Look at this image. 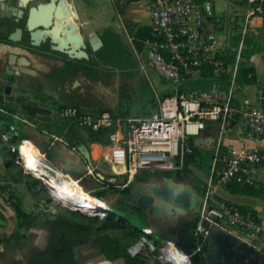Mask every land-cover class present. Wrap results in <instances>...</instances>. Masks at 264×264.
I'll use <instances>...</instances> for the list:
<instances>
[{"label": "built area", "instance_id": "1", "mask_svg": "<svg viewBox=\"0 0 264 264\" xmlns=\"http://www.w3.org/2000/svg\"><path fill=\"white\" fill-rule=\"evenodd\" d=\"M109 1L115 7H122L134 0ZM145 1L148 7L149 35L143 41L144 55L162 79L180 87L194 80L202 67H212L216 77L224 70L225 49L219 42L220 35L204 29L206 19L213 14L211 0ZM244 1L245 15L241 23L239 47L252 27L253 17L261 15L264 5V0ZM238 59L227 69L231 75L227 88L222 87L216 79L204 90L175 92L162 97L158 101L156 112L149 116L128 117L122 122L109 111L91 113L71 105L61 107L58 115L68 121L69 128L107 131L110 143L105 154L100 152L95 162L104 163L109 175L128 176L123 183L116 185L121 189L130 186L132 177L141 171H181L187 156L197 146L195 138L205 129L207 122H215L217 125L213 144L214 158L207 186L251 184V174L263 162L264 155L254 149L222 151L220 143L223 129L235 122L238 114L242 115L244 128L250 135L260 136L264 133V80L257 84L259 107L248 105L240 111L235 105ZM123 123L126 125L125 131L122 129ZM64 138V135L55 133L48 137L52 144L62 148L69 147ZM71 151L75 157L73 163L80 164L82 155L78 147L71 146ZM41 154L46 157L44 153ZM83 162V176L91 177L101 187H108L107 181L114 182L113 177H99L98 163L85 165L84 159ZM48 170L51 173L57 172L53 168ZM75 180L78 183L80 181ZM88 192L92 193L90 190ZM110 212L102 211L104 215H101L97 211L96 215L106 216ZM213 228L229 230L254 247H260L263 228L257 216L252 211L215 197L207 188L193 227L194 239L201 238L202 241H196L191 254H185L176 247L186 258V264H191L190 255L200 253L204 239ZM165 244L172 243L167 241ZM164 260L166 262L165 258Z\"/></svg>", "mask_w": 264, "mask_h": 264}, {"label": "rangeland", "instance_id": "2", "mask_svg": "<svg viewBox=\"0 0 264 264\" xmlns=\"http://www.w3.org/2000/svg\"><path fill=\"white\" fill-rule=\"evenodd\" d=\"M225 1H227V4L229 5L228 9H226L225 6L223 5L224 0H211V4L216 16L223 15L226 21V16L229 15L226 23L229 24L230 22L229 20L231 17L235 19V25L233 27L231 26L226 27L224 25L218 24V29L220 30L219 42H221V44L224 46L225 49L224 53L229 58V61H232L230 65H232L238 59V55H239L238 64L240 62H245L246 64L249 65L250 56L249 57L247 56L248 53L251 51H253L256 54L255 56L257 57L258 60H262L264 62V21L263 24H261V26L258 27L255 31H251V32L248 31L246 36H244L242 39L241 47H239L240 26L238 23L239 16L236 15L238 11L234 10V7L232 6L233 4H235L233 0H225ZM67 2L72 3L76 11L83 13L82 21L84 20L88 21V24L85 25L86 26L85 30H95L99 35L105 28L107 24L106 21L110 19L113 20L114 18H116L114 17L115 12H114L113 4L109 0H67ZM135 2L136 3H134L133 5L138 11L139 18L141 19L140 20L141 23H144L146 20L145 5H147V3L145 0H138ZM141 16L143 17L141 18ZM122 19L123 18L115 19L114 21L115 24H116V20L119 21L120 23ZM77 24L78 22L76 23V25ZM114 29L115 31H117L118 33L117 37L120 38L119 39L120 44L124 49L123 57L120 58V60L118 61V64L122 66L116 67L115 70L116 71L123 70L125 76L123 75L107 76L100 74L101 79L99 78V80L97 82L96 81L93 82V84H89V85L86 84V86L89 87V90L93 93L95 97H97L100 101H102L103 105L110 108L113 111V113H115L116 115L120 109L129 110V114L127 115V117H141L145 113L148 114L150 113L151 115L152 113L156 112L158 101L162 97L167 96L170 93V91L175 92L176 87L171 82L162 79L160 75L149 65L144 55L142 54L139 55V53H136L139 51L137 50L134 51L132 49L131 45L133 43V40H129L128 37L124 35L122 30L119 32L117 27H114ZM80 30H82V32L85 31L83 28H81ZM18 81L19 83L17 82L16 85L13 87L14 89L13 94L15 93L17 94L19 91H23L26 95H28V98L33 97L32 93H30L31 85L28 84L29 83L32 84L31 82L35 80L31 81L27 77L20 76ZM44 83H45V87L43 88L44 91H50L51 93H53L54 90L51 91L46 87V85L49 84V82L47 81ZM56 97L59 96L56 95ZM54 113L53 115L59 116L58 113L57 114ZM14 115L17 117V118L14 117L15 122L9 121L8 114L5 111L0 110V116H1L0 117V140H1L0 185H5V184L10 185V188L15 191L16 195L21 200L23 207L27 211L28 210L32 211L34 214L40 216L39 218L40 223H42L46 217H50L51 219V217L55 215L69 216L72 215L73 213V215H76L78 219L93 223L92 224L93 228L101 227L100 225H102V223H105L107 215L106 216L96 215L97 211L101 213L102 211H110V208L115 209V206L117 205L119 200L118 192L117 193L114 192V189L109 187H101V185L96 181H94L91 177H86L87 179L86 186L85 187L82 186V187H84L88 191L89 190L92 191V193L90 194H92L95 197H97V195L94 194L96 193V191L99 193H103L102 197L98 196L97 198L103 200L104 203L98 200L97 202L101 204L97 205L96 203V206H94L95 204H92L91 206H86V207L80 205L63 207L61 206V204L52 201L51 198L47 195V193L44 192V188H43V182H44L43 178L46 177V175L45 176L40 175L37 172L33 171L31 168L27 167L25 163V159L20 152V142L25 138H29L31 141L30 140L28 141L34 143V142H38L40 139L43 138L47 139L50 134L48 132L42 133L40 130L38 129L36 130L34 127H30L29 125H22V120L25 119L26 117H25V113L20 109H18L17 113ZM5 124L11 125L7 131H3L4 128L3 125ZM68 128L69 127L67 126V129ZM73 129H77V128L75 127ZM77 133H78L77 135L85 137V132H81L80 130V132L77 131ZM63 134L64 135L66 134V129L64 130ZM15 135L19 137V141L17 143H13L10 140ZM71 136L68 134L64 136L65 137L64 139L68 141L70 145L69 147H63V148L61 146L59 147H61L64 151L63 157L71 159L72 161L75 157H74V153H72L71 151V146H73V144L71 141L68 140ZM84 145L87 147L90 153L91 151L90 143L88 145L86 144ZM4 148L9 149L13 153V157L11 159L12 165L9 168L5 164V156L3 151ZM100 151H101L100 149L98 151H94V155H96L97 152ZM41 158H43L46 162L48 161L47 163L50 164L51 168L57 171V174H59L58 172L64 174L66 173L65 171H63L61 167V162L58 164H53L46 157L45 158L41 157ZM81 158L82 159L79 162L80 165L84 164L83 159L85 160L83 155ZM98 165L100 167V169L98 170L99 174L104 176L103 173L105 169L102 168L104 167L103 166L104 163L103 165L102 163H98ZM191 169L194 171V173L198 172L194 168ZM49 174L55 176L52 173ZM107 176H109V174H107ZM127 177L128 176L125 174L116 175L113 177L114 183H116V185L121 184L125 181L124 178L127 179ZM171 177L174 179L175 182H177L173 175H171ZM134 180L137 181L136 179ZM178 183L193 186L192 177L185 178ZM21 188H25V189L21 190ZM117 188L119 190L121 189L120 187ZM1 196L3 201L8 204L6 195L3 196L1 194ZM92 199L94 198L92 197ZM101 215L104 214L101 213ZM146 219L148 221L149 227L153 228L155 225H157L158 230L153 231L151 236H149L143 233L142 229H139L140 236L133 243H130L129 238L126 237L127 235L126 231L124 230V228H120L119 225L118 228L115 225H112L111 229L107 227L106 228L107 230H103V232L106 235H109L110 237L117 238L121 243L127 245L128 251L129 252L131 251L130 253H134V255L139 254L141 256L146 257V259L150 263L157 262L159 264H168L165 262L164 258L166 259L165 254H167V251L170 248L173 247L176 248L174 244L175 236L168 237L169 233L160 227V223L155 222L154 220H150L149 218ZM127 224L129 227L133 226V223H130L129 220H127ZM37 228H42V227L38 226ZM152 228L150 229L146 228V229L151 231ZM23 233L25 234V231H23ZM142 237L145 238L146 242L145 240L144 241L142 240L143 239ZM148 238L150 239L153 238V241L155 242L149 241ZM167 241L171 242L172 244H165ZM163 248L165 251L163 250ZM177 248L179 249V247ZM76 250H83V251L94 250L98 252V246L96 245V236L92 234L86 242L81 244L74 251ZM86 255H90V254H86Z\"/></svg>", "mask_w": 264, "mask_h": 264}, {"label": "trees", "instance_id": "3", "mask_svg": "<svg viewBox=\"0 0 264 264\" xmlns=\"http://www.w3.org/2000/svg\"><path fill=\"white\" fill-rule=\"evenodd\" d=\"M123 9V7H119ZM264 19V5L262 7V13ZM264 21V20H263ZM129 30L133 36V44L137 51H142L144 49L143 41L149 35L148 27H140L134 28L132 23H127ZM123 47L120 44V40L118 37L111 34L102 35V46L96 50V55L98 58V70L95 72L94 79L99 80L100 74L107 73L110 75L118 66H122L118 64L120 58L123 57ZM253 54V51L248 53L249 57ZM232 61H229V58L225 54L224 56V70L220 71V74L217 77H214V72L212 67H202L200 69V78L199 80L190 81L189 89L201 88L204 89L210 84L213 80H216L220 83V85L224 88H227L230 84V73L227 70L228 67H232L230 65ZM102 65H109L111 68L106 69ZM72 68L67 66L64 70V81L70 80L73 76L83 73V74H91L92 70L89 66V62L86 64H82L77 66L73 71ZM252 67H250L245 62H240L238 64L237 74L235 78V82L238 85L241 84H249L255 81L254 73ZM70 73V74H69ZM69 74V75H68ZM70 76V77H68ZM208 80H207V79ZM185 86L179 88V92L185 91ZM168 95H171L170 93ZM167 95V96H168ZM75 106L78 108L84 107L90 110H95V112H102L103 108L95 107L91 104L84 103L82 99H78L72 104H63V106ZM0 109L4 110L9 117V121H12L14 118V114L17 111L14 108L7 106L3 100L2 95L0 94ZM26 116L29 118H33V115H29L27 112L23 111ZM1 117V116H0ZM41 118V125H37L38 129H48L58 135H63L65 125L67 121H60L61 118H56L49 115H39ZM233 124V123H231ZM3 131H7L11 125H3ZM75 133L72 138L78 143H84L88 145L89 143H99L102 145H108L110 142L107 137L106 130L100 131H90L87 130L85 133V137L79 136ZM27 139V138H25ZM11 142L17 143L19 141V137L15 135ZM73 141V140H72ZM1 143V140H0ZM5 156V164L9 168L12 165V157L13 153L9 149H3ZM214 158L213 150H202L196 146H194L192 154L187 156L186 163L181 171H177L175 173H165L167 175H173L177 182L182 181L185 178L192 177L193 184H197V177L191 170L189 166L197 168L202 171H207V173L211 169L212 160ZM157 173L149 172V171H141L135 175V179L140 181L141 178L144 177L146 179L154 176ZM114 175L106 176L105 178H111ZM126 180V178H124ZM123 180V181H124ZM108 183V187L114 189V192H118L119 200L115 209L112 208L111 212L107 214L105 223L100 225L101 227L93 228V223L88 221L80 220L76 217V215H55L54 219H50V217H46L42 223L39 222L40 216L34 214L32 211H27L23 205L19 197L16 195L15 191L10 188V185H0V194L3 196L6 195V199L8 204L14 210L17 219V228L12 233V235L8 238L3 239L2 241H8L11 239L23 240L26 241V236L23 231L30 230L32 228H37L41 226L46 230V244L42 249H36L31 252V257L29 259L28 264H78V259L75 255V249L79 247L81 244L86 242L92 234L96 236V245L98 246V252L102 254L107 260H115L118 258H122L125 264H159L157 262L150 263L146 257L141 256L139 254L132 255L128 251V246L121 243L117 238L110 237L106 235L103 230H107L109 227L111 229L112 225H115L117 228H124L129 238L130 243L135 242L139 234V229L147 228V219L146 216L143 215L144 212L138 210L136 208L130 207L127 204L123 203L122 195L128 193L130 186L125 187L123 189H118L116 183L114 182H106ZM230 191L236 193H246V194H254L256 196L264 195V192L260 188H253L247 186L245 184L232 183L226 186ZM201 190V189H199ZM202 189L201 192H203ZM97 197H102L103 193H99L96 191L94 193ZM94 198V197H93ZM95 199V198H94ZM98 200L95 199V205ZM0 218L4 220L3 215L0 213ZM117 219V220H116ZM130 223H133L132 227H129L127 224V220ZM119 225V226H118ZM129 227V229H128ZM194 238V237H193ZM0 240V243L2 242ZM196 241H202L201 238L194 239ZM157 244V243H156ZM264 250V245L262 247ZM197 264H206L202 255L199 253V259Z\"/></svg>", "mask_w": 264, "mask_h": 264}, {"label": "crops", "instance_id": "4", "mask_svg": "<svg viewBox=\"0 0 264 264\" xmlns=\"http://www.w3.org/2000/svg\"><path fill=\"white\" fill-rule=\"evenodd\" d=\"M135 1H138V0L128 2L126 5L122 6L123 9H118L119 7H115L113 5L114 12H115L114 17H116V18H114L113 20L110 19V20L106 21L107 24H106L105 28L103 29V31L101 32L100 35L95 30H85V28H86L85 25L88 24V21H85V20L82 21L83 13L76 11L74 8V10L77 13V19H76V21H74L75 24L78 22V24L76 25L77 31L87 41H89L91 39L98 38L102 42V35H104L106 33L114 35L117 37L118 33L114 29V27H117L119 32L122 30L124 35L126 37H128L129 40H133L132 33L129 30L127 23H129V22L132 23L134 25V28L148 27V24H149L147 5H145L146 6V8H145V19L146 20L144 23H141V21H140L141 19L139 18L138 11L135 8V6L133 5L134 3H136ZM233 1L235 2V4H233V5L231 4V5L234 7V10L238 11L236 13V15L239 16L238 23H239V26L241 29V23H242V20L244 18V15H245V11H244L245 1L244 0H233ZM223 5L225 6L226 9H228L229 5L227 4V1L224 0ZM212 12H213L212 16L207 18L205 23H204V29L205 30L214 31L219 35L220 30L218 29V24L224 25L226 27L227 26L233 27L235 25V19L233 17L230 18V20H229L230 22L228 24V23H226V21H227V18L229 15L226 16V21H225V17L223 15H217V16L215 15L213 7H212ZM142 17L143 16H141V18ZM119 18L120 19L123 18V19L121 20L120 23H119V21L116 20V24H115V22H114L115 19H119ZM80 19H81V21H80ZM263 20L264 19H263L262 15L254 16L252 24H251L252 27L249 29V31L250 32L255 31L258 27L261 26V24H263ZM78 25H79V27H78ZM80 27L83 28L85 31L82 32V30H80L81 29ZM240 29H239V36H240ZM131 46H132V49L135 51L136 48L134 47L133 43ZM136 53H139V55L140 54L144 55V49L142 51L136 52ZM255 55L256 54L253 52V54H251L249 57L250 58L249 66L252 67V69L254 71L253 73H254L255 81L252 83H249V84H241V85L236 84L235 94H234L235 95L234 102L240 111H242L248 105L253 106V107H259L260 106V103H259L258 98L256 96V90H257L258 82L264 80V62L262 60H258ZM102 66L105 67L106 69L111 68L109 65H102ZM123 72H124L123 70L116 71L115 69H113V72L110 75H108L107 73H103V75H107V76H113V75L114 76L115 75L121 76V75H123V76H125V74ZM119 73H122V74H119ZM199 75H200V72L198 73V75L194 79L195 81L199 80V78H200ZM214 77H216V75H214ZM84 78H85L84 75H82L78 79L83 80ZM100 79H101V76H100ZM213 81L210 84H208L207 87H205L204 89L209 88L211 86V84L213 83ZM78 84H79V81H77V79L75 80V78H71L61 88V90H60L61 91L60 94L62 96L61 100L64 102V104H72L73 102H75V100L71 98L72 97L70 95L71 93L74 95L82 97V95L80 94V91L83 90V88L76 89V86ZM188 84H190V82ZM188 84L183 85V86H185L186 91H188V90H204L201 88L189 89V86H187ZM180 87H182V86H180ZM180 87L179 86L176 87L175 92H179ZM175 92L170 91V94H174ZM89 96H90V100H88V101L84 100V98L82 97V100L84 101V103L86 102V103L91 104L95 107L103 108V109H105L103 111H109L115 118L121 120L122 122H124L126 120V118H128L127 115L129 114V110L120 109L116 115L115 113H113V111L110 108L103 105L102 101H100L97 97H95L93 95V93H92V96L90 94H89ZM61 100H59V101H61ZM58 108H57V110H58ZM81 109H83L85 111H89L91 113H100V112H95V110L92 111L90 109H87V108H85V106L81 107ZM48 110H50V113L46 114V115L51 116V118H53V117L60 118L57 115H53L54 111L51 108H48ZM57 110L55 112L56 114L58 113ZM2 111H4V110H2ZM39 115L40 114H34L33 118H29L28 116L25 115L26 118L22 120V125H29L30 127H34L37 130L38 129L37 125H41V118H39ZM149 115H150V113L149 114L145 113L142 116H149ZM13 116L16 117L15 115H13ZM63 120L64 119H62L60 121H63ZM12 121L15 122L14 118L12 119ZM64 121H66V120H64ZM68 125L69 124L67 121L66 125H65V129H67ZM73 128H75V127H73ZM73 128H68L66 130V134L65 135L63 134V135L66 136L68 134L70 136L71 135L75 136L74 134L77 133V131L80 132V130H81V132L86 133V130L79 129V128L73 129ZM38 130H40L42 133H46V132H48L49 134L54 133L48 129H38ZM216 132H217L216 123L215 122H207L205 129L200 132V134L197 138H195V140H196L195 142H197L196 147H198L202 150H213V144H214V141L216 138L215 137ZM28 140H30V139L27 138V141ZM68 140L72 142L73 146L76 145V147H78L81 144V143L76 142L72 138V136ZM220 143H221L222 151H227L229 149H236V150L254 149V150L259 151L260 153H262L264 155V133L260 136L250 135L244 128V119H243L241 114H238L236 121L233 122V124H231V125H229L223 129L221 136H220ZM21 144H22V142H21ZM32 144H34V143H32ZM90 145H91V151L89 153L90 159L94 163L96 160H98V157L100 156V152L105 154V152L108 148V145H102L99 143H90ZM59 148H61V147H59ZM99 149L101 151L97 152V154L94 155V150L98 151ZM72 162H73V160H72ZM98 162H95V163H98ZM86 164H88V163L85 159V165ZM76 165L78 167L84 169V164H81V165L76 164ZM102 165H103V163H102ZM103 166L104 167H102V168H104L105 170H104V173L103 172L102 173L106 177L107 176L106 174L108 173V168L105 166V164ZM191 168H194V167L191 166ZM194 169H196V171H198V172L194 173V171L192 169L191 170L196 175L198 180H197V184H192L193 186H191V187H193L194 191L201 196V199H202V196H203L205 190L207 188H209V190L212 191V194L215 197H217L219 199H223L228 203L237 205V206H239L245 210L252 211L257 216L258 220L260 221V223L262 225L263 231L260 235V242H259L260 247L259 248L255 247V248H257L258 250H260L264 253V250L262 249V247L264 245V195L256 196L254 194L236 193V192L230 191L228 188H226L227 185L211 184L208 187L207 184H208V181L210 178V171L207 173V171L204 172V171L199 170L197 168H194ZM102 171H103V169H102ZM132 179H133V182L131 185H133L137 182H141V181H135L134 180L135 175L132 177ZM251 180H252L251 184H247V183H244V184L247 186L253 187V188H260L264 192V160L261 164H259L255 167L254 172L251 174ZM24 189L25 188H21V190H24ZM199 189H201V190H199ZM202 189H204L203 192H201ZM101 201L104 203L103 200H101ZM99 204H101V203H99ZM0 213L4 217V220H2L0 218V240L2 241L3 239L10 237L12 235V233L16 230L17 219H16V215L14 213V210L11 208V206H9L7 203H5L3 201L1 194H0ZM163 218H165L164 215L159 216L158 218H149V219L160 223V227L167 231L168 228L175 223L176 216L166 217L165 222H162ZM146 222H147V228H149V229L152 228V227H149L148 221H146ZM157 228H158L157 225H155L151 231L147 230L145 228L144 229V231L146 232L145 234L151 236L153 231L158 230ZM25 236H26V241L11 239L8 241H2L0 243V264H28L29 259L31 257V252L34 250V248L42 249L46 244V237H45L46 231H45V229L32 228L30 230L25 231ZM142 238H143L142 240L144 241L145 238L144 237H142ZM148 239H149V241H153V238L152 239L148 238ZM145 242H146V240H145ZM153 242H155V241H153ZM75 252H76V257L78 259V264H125V262L122 258H118V259L110 261V260H107L102 254H99L97 251H94V250H89V251L88 250H86V251L76 250ZM86 254H90V255H86Z\"/></svg>", "mask_w": 264, "mask_h": 264}, {"label": "water", "instance_id": "5", "mask_svg": "<svg viewBox=\"0 0 264 264\" xmlns=\"http://www.w3.org/2000/svg\"><path fill=\"white\" fill-rule=\"evenodd\" d=\"M21 5L22 0L19 2V6ZM69 5L71 11L56 5L52 0L33 8L28 20L31 38L37 40L35 34L39 32L38 29H42V33L51 38L52 44H57V47H54L55 50L62 51L72 58L87 57L86 53L80 50V47H85V44L82 35L77 31L76 24L73 21L69 25L67 24L68 26L57 23L65 18H77L73 4L69 3ZM88 43L93 50H97L102 45L98 38L91 39ZM28 64V60L23 57L22 66ZM20 71L27 73L30 70L22 67ZM7 73H11L8 67ZM25 108L29 115L50 113V110L43 107L26 106ZM125 126L123 123V131H125ZM35 145L53 164L61 162L63 171L76 179H80L79 184L81 186H86L87 179L83 176L82 168L73 163L71 159L64 158L63 149L52 144L48 138L40 139L35 142ZM78 151L87 163L92 165L89 151L84 144L78 146ZM99 177L104 178L101 174ZM142 181L131 185L128 193L122 195L123 203L145 212L151 218L164 215L165 218L162 222L166 221V217L176 216L175 223L167 230L168 237L175 236V247H179L185 254H191L195 241L190 229H193L195 217L200 211L201 196L194 191L193 187L175 182L171 176L154 175L148 179L144 177ZM54 218L55 216L51 217V219ZM142 232L146 233L144 229ZM200 254L206 264H264L262 251L242 240L233 232L221 228L211 229L201 245ZM189 259L191 264H197L199 253L190 255Z\"/></svg>", "mask_w": 264, "mask_h": 264}, {"label": "flooded vegetation", "instance_id": "6", "mask_svg": "<svg viewBox=\"0 0 264 264\" xmlns=\"http://www.w3.org/2000/svg\"><path fill=\"white\" fill-rule=\"evenodd\" d=\"M50 1L52 0H22V5L19 6L20 0H0V94L5 104L16 111L20 109L27 112L26 106L51 108L54 112L59 107V110L60 106L64 104L61 100L60 90L67 83V80H63L64 70L67 66L72 68L71 71H73L77 66L87 65L89 62L92 70L91 74L79 73L72 77L79 81L76 89L83 88L80 94L86 101L90 100L89 94L92 96V92L86 84L89 85L98 81L94 79L95 72L97 73L98 70L96 50H93L84 38L85 47H80V50L84 51L87 57L81 58H72L62 51L55 50L54 47H57V44H52L51 38L43 34L42 29H38L39 32L35 34L37 40L31 38L28 20L32 9L37 8L39 4H46ZM53 1L56 5L62 7V0ZM76 19L74 18V21ZM57 23L61 24L59 21ZM40 32L42 35H40ZM23 57L28 60V65L22 66ZM7 67L11 71L9 74L7 73ZM22 67H26L30 71L27 73L21 72ZM82 75L85 78L83 80L78 79ZM20 76L27 77L31 81L35 80L31 82L32 84H28L31 85L30 93L33 97L28 98V95L23 91L13 94V87L17 82L19 83ZM47 81L49 82L48 86L46 85L47 89L54 90V94L50 91H44V82ZM56 95L59 97H56ZM70 95L75 101L82 99V97L72 93ZM156 175L161 177L170 176L164 173H157ZM142 180L141 178L140 181ZM143 215L146 218H151L145 212ZM190 233L193 236V229H190Z\"/></svg>", "mask_w": 264, "mask_h": 264}, {"label": "bare ground", "instance_id": "7", "mask_svg": "<svg viewBox=\"0 0 264 264\" xmlns=\"http://www.w3.org/2000/svg\"><path fill=\"white\" fill-rule=\"evenodd\" d=\"M61 5L63 9L71 11L70 5L67 2V0H62ZM71 21L74 22L73 17L59 20L61 24L63 25L66 24V26H68L71 23ZM74 31H76V29H74ZM40 35H42V33ZM21 142H20V152L25 159V163L27 167L31 168L33 171L37 172L40 175L43 176L46 175V177L43 178L44 180L43 188H44V192L47 193V195L51 198L52 201L61 204V206L63 207H70L72 205L74 206L80 205L86 207V206H91L92 204L95 203L94 202L95 200L91 198V196L92 197L94 196L90 194L84 187H82L75 180V178L67 174L64 175V173L61 172H58L59 174H57V172L52 173L55 176L49 174L51 172H49L48 169L51 167L47 163L48 161L46 162L43 158H41L42 154L35 144H32L27 140H23ZM115 170L118 171L117 168H115ZM94 198L101 201L96 197ZM165 255H166V263L168 264L187 263L184 255L174 247L170 248L167 251V254Z\"/></svg>", "mask_w": 264, "mask_h": 264}]
</instances>
